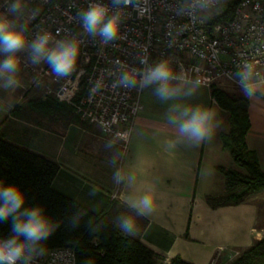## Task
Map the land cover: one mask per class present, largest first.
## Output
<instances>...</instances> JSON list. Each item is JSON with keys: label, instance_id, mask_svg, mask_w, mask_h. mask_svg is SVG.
Instances as JSON below:
<instances>
[{"label": "crops", "instance_id": "crops-1", "mask_svg": "<svg viewBox=\"0 0 264 264\" xmlns=\"http://www.w3.org/2000/svg\"><path fill=\"white\" fill-rule=\"evenodd\" d=\"M27 47L16 53L20 61ZM10 75L0 72L2 135L56 160L60 168L53 187L90 210L106 211L112 202L115 207L123 205L124 219H135L133 232L163 257L162 264L175 256L193 264H211L224 249L249 247L262 238L264 221L257 202L213 207L207 201V196L226 191L220 167L246 172L222 145L220 133L228 130L229 118L212 96L211 86L174 80L179 92L162 99L156 94L158 85L147 84L125 151L118 154L117 142L101 138L96 125L74 111L55 105L40 112L32 102L45 100L40 89L31 86L21 68L18 82L11 86ZM259 84L264 87V82ZM248 98L247 145L264 169V90ZM198 107L213 111V131L195 141L180 132L179 124L187 119L181 115L185 110L190 115ZM173 117L177 122H172ZM148 194L154 197V208L141 215L131 204Z\"/></svg>", "mask_w": 264, "mask_h": 264}, {"label": "built area", "instance_id": "built-area-1", "mask_svg": "<svg viewBox=\"0 0 264 264\" xmlns=\"http://www.w3.org/2000/svg\"><path fill=\"white\" fill-rule=\"evenodd\" d=\"M230 2H235L232 15L218 19ZM97 3L108 9L106 20L120 21L115 40L105 42L84 30L81 13ZM23 31L28 51L20 68L31 86L43 99L66 103L80 119L97 125L102 137L120 139L125 148L147 86L141 77L160 62L181 82L211 86L227 79L243 89L245 66H251L252 80L264 82V0H33ZM45 34L51 36L49 49L59 41L78 42L77 65L69 76H57L45 60L32 62L31 44ZM128 73L136 75L135 86L122 82ZM43 250L26 253L17 264L29 256L27 264H77L72 247Z\"/></svg>", "mask_w": 264, "mask_h": 264}, {"label": "trees", "instance_id": "trees-1", "mask_svg": "<svg viewBox=\"0 0 264 264\" xmlns=\"http://www.w3.org/2000/svg\"><path fill=\"white\" fill-rule=\"evenodd\" d=\"M234 4L230 2L218 19L230 17ZM211 93L228 113L229 128L220 133L222 145L246 172L220 167L225 175L226 191L207 196V201L213 207L238 204L246 201L248 195L264 190V169L246 140L251 125L249 98L215 85H211ZM32 102L40 111L50 110L55 105L59 110L73 111L72 107L52 97L45 100L35 98ZM59 168L56 160L12 142L0 132V181L18 184L27 198L24 207H43L53 229L49 238L41 241L36 250L72 247L77 264L163 263V257L144 244L135 231L128 233L121 228L125 215L123 205L115 207V202H112L106 211L96 213L56 190L53 180ZM11 225V218L0 221V236H10ZM168 264L193 263L175 256ZM231 264H264V237L244 249Z\"/></svg>", "mask_w": 264, "mask_h": 264}, {"label": "clouds", "instance_id": "clouds-1", "mask_svg": "<svg viewBox=\"0 0 264 264\" xmlns=\"http://www.w3.org/2000/svg\"><path fill=\"white\" fill-rule=\"evenodd\" d=\"M119 2V0H114ZM20 5H12V11H17ZM108 9L103 4L90 6L81 13V21L84 30L92 35H99L105 42L115 40L120 33V21L117 17L106 20ZM51 39L49 34L37 37L31 44L32 62L39 63L45 60L53 73L57 76H69L76 68L77 59L80 53L79 44L76 41H59L55 48L49 49L48 44ZM27 43L25 31L12 26V21L4 18L0 19V50L8 53L6 59L0 64V72L11 74L8 84L14 85L18 81L20 68V58L16 55ZM252 68L245 66L240 73V84L244 93L252 97L260 91L261 85L251 79ZM177 77L173 69L166 63L160 62L150 67L142 75L141 80L145 84H157L156 94L162 99H170L179 92V88L174 86L173 81ZM137 81L134 73H128L122 77L125 86H135ZM182 116L187 117L179 124L180 132L190 139L200 141L209 137L213 131L211 123L214 113L211 109L202 107L185 110ZM172 122H177L173 117ZM122 135V134H120ZM26 195L22 188L15 183L0 181V221L12 220L10 236H0V264H17L25 257L26 253L36 251L37 245L47 240L52 233V226L46 217L43 207L34 205L24 207ZM132 207L140 209V214L146 211L151 212L154 208V197L151 194L142 196L139 201L133 202ZM136 227L133 217H127L122 221L121 228L131 233ZM43 254V249L39 250ZM26 257L23 264H27Z\"/></svg>", "mask_w": 264, "mask_h": 264}, {"label": "rangeland", "instance_id": "rangeland-1", "mask_svg": "<svg viewBox=\"0 0 264 264\" xmlns=\"http://www.w3.org/2000/svg\"><path fill=\"white\" fill-rule=\"evenodd\" d=\"M17 3L20 5V7L17 11L14 12V11H12V5L17 4ZM32 7H33V0H9L8 2H7V0H0V19L7 18V19L12 21L13 27L20 29V30H23L24 22L26 21L28 14L32 10ZM27 51L28 50H26V53H27ZM7 55H8V53H5L2 50H0V60L1 59L4 60L3 58H6ZM21 62H22V59H21ZM153 84H155V83H153ZM213 85H215L221 89H224L225 91H227L229 93L245 94L243 89L238 88L236 85H234L232 82L228 81L227 79H221L219 83H215ZM261 88L264 90L263 86H261ZM40 112H44V111H40ZM48 113L49 114L46 115V118L50 117L51 113L50 112H48ZM40 115H44V114L40 113ZM85 122L90 123L88 121H85ZM90 124H93V123H90ZM93 125H95V124H93ZM96 127H97V125H96ZM97 129H98V127H97ZM97 132H98L99 136H101V138H104L100 134L99 130H97ZM104 139L117 142L119 144V147L115 149L116 152L118 154L124 153L125 146L122 143V140L116 139L113 137L104 138ZM246 200L255 201L259 204V209H260V213H261L260 215L262 216V220L264 221V190L248 195ZM263 237H264V233H263L262 238ZM246 248H248V247L224 249L223 251L219 252L215 256V258H213V262L211 264H231V262H233V260L235 258L240 256V254Z\"/></svg>", "mask_w": 264, "mask_h": 264}]
</instances>
